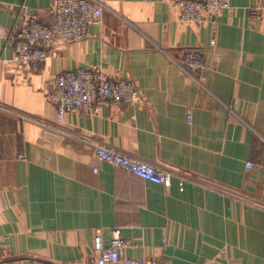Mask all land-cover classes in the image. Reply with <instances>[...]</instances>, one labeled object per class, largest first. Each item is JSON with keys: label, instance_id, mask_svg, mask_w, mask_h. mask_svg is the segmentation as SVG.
Returning <instances> with one entry per match:
<instances>
[{"label": "crops", "instance_id": "crops-1", "mask_svg": "<svg viewBox=\"0 0 264 264\" xmlns=\"http://www.w3.org/2000/svg\"><path fill=\"white\" fill-rule=\"evenodd\" d=\"M50 1L0 0V264H90L98 229L147 262L264 264V8L249 11L260 0H227L214 27L180 23L170 0H100L85 38L21 69L7 35L20 9L49 21ZM185 48L202 69L176 63ZM80 66L130 79L140 101L57 119L46 83ZM85 137L194 180L142 179L97 160Z\"/></svg>", "mask_w": 264, "mask_h": 264}, {"label": "built area", "instance_id": "built-area-1", "mask_svg": "<svg viewBox=\"0 0 264 264\" xmlns=\"http://www.w3.org/2000/svg\"><path fill=\"white\" fill-rule=\"evenodd\" d=\"M170 2L177 11L180 23L196 27L206 23L214 27L217 16L228 7L227 0ZM103 6L100 0H51L48 12L52 18L49 21L42 20L38 10L20 9L7 35L13 43L17 66L34 70L39 62L46 60L54 43L85 38L89 27L100 21ZM263 8L264 0H260L250 6L249 11L259 15ZM176 63L184 70H200L204 66V55L199 49L185 48ZM46 97L55 106L57 119L62 120L70 111L91 115L101 113L104 108L114 111L122 105L134 106L140 101L141 93L130 79L107 75L99 67L80 66L53 75L46 83ZM84 140L93 147L97 160L120 167L142 179L166 187L175 180L180 190L186 182L194 180L184 171L133 157L99 139L85 137ZM246 166L250 168L252 163L247 162ZM97 170L95 166L94 171ZM128 244L129 241L123 239L117 229L111 231V240L106 244L98 229L93 238L94 255L90 264H161L125 256L123 249Z\"/></svg>", "mask_w": 264, "mask_h": 264}, {"label": "rangeland", "instance_id": "rangeland-1", "mask_svg": "<svg viewBox=\"0 0 264 264\" xmlns=\"http://www.w3.org/2000/svg\"><path fill=\"white\" fill-rule=\"evenodd\" d=\"M56 117H57V115H56Z\"/></svg>", "mask_w": 264, "mask_h": 264}]
</instances>
